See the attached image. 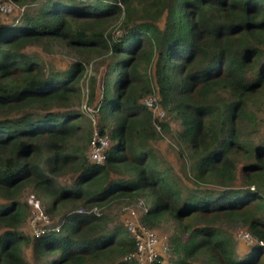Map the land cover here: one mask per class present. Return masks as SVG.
<instances>
[{"label": "trees", "instance_id": "16d2710c", "mask_svg": "<svg viewBox=\"0 0 264 264\" xmlns=\"http://www.w3.org/2000/svg\"><path fill=\"white\" fill-rule=\"evenodd\" d=\"M7 1L24 9L0 21V264H139L105 209L139 199L145 226L174 223L170 264H264V0ZM34 45L75 58L48 67ZM154 90L162 120L142 101ZM167 114L179 170L153 145ZM96 127L103 162L88 155ZM26 191L57 221L34 236Z\"/></svg>", "mask_w": 264, "mask_h": 264}, {"label": "rangeland", "instance_id": "374dc122", "mask_svg": "<svg viewBox=\"0 0 264 264\" xmlns=\"http://www.w3.org/2000/svg\"><path fill=\"white\" fill-rule=\"evenodd\" d=\"M3 2H8V1L0 0V4ZM4 5L7 4L4 3ZM27 7L28 6L26 5L25 8L27 9ZM23 9L24 6L22 7L16 6L15 8H13L11 5L10 12H3L0 10V20L1 19L7 20L10 17L16 16L17 14L21 13ZM114 29L113 30L115 35L119 34L122 31L120 26H115ZM31 50L37 51L40 55H42V57L44 58V65L48 67L64 68L68 66L75 58V53L73 51L65 48L62 49L56 46L52 48V50L49 52L43 51L38 45L32 46ZM105 57L106 56L104 55L92 56V58L88 62H86L87 64L86 75H84L80 81V86L84 97V102L82 103V107L85 106V101L87 99L86 84L88 82L89 74L93 73L95 69L101 68L103 66V60ZM263 117H264V113H263ZM166 119L169 120L171 123L172 134L171 135L164 134L159 139L154 140L153 145L156 147V149L161 155H163L177 170H179V168H181L179 155H181L182 150H185V148H182L174 139V132L179 128V122L172 119L169 116V114L166 115ZM263 131H264V124H263ZM185 183H188V180L185 179ZM23 199L29 204V214H28L29 216L27 217L25 223L21 226V230L30 236H34L36 227L41 226V223L45 221L41 219L38 221V223L35 226H33L32 220L35 213L33 208V202L35 201V197H33V195L29 191H26L25 194L23 195ZM146 208H147V202L144 199H139L132 202L125 200L115 201L105 207L106 211L108 212L111 218V223H115V224L121 223L123 225H124L123 219L125 218L128 212L133 211L135 217L138 220H140V216L144 213ZM51 221H49V223L46 222L45 223L48 225H53L54 223L57 222L56 219H54L53 217H51ZM239 229L244 230L245 228L244 226H240V225H234L229 227V231H231L234 235L236 248L240 253H242L243 251L250 252L251 250L250 244H246L244 240L239 239L236 236V232ZM154 230L159 234L160 237H162L164 240L168 242V236L174 230V223H172V221L170 220L164 221L158 228H154ZM253 240L255 239L253 238ZM31 253L32 252L30 247L25 248V254L27 255L28 258H31ZM172 258L173 256L171 254V251L168 249L163 254V264H170Z\"/></svg>", "mask_w": 264, "mask_h": 264}, {"label": "built area", "instance_id": "2783aa9c", "mask_svg": "<svg viewBox=\"0 0 264 264\" xmlns=\"http://www.w3.org/2000/svg\"><path fill=\"white\" fill-rule=\"evenodd\" d=\"M7 4V5H4ZM11 5L9 2H3L0 4V10L3 12H10ZM144 105L149 108L155 118L162 120L165 116V110L161 107L159 102V94L156 90L148 94L142 99ZM159 127V124H157ZM110 145V140L107 134L101 133L95 128L91 140L89 143L88 155L90 159L95 162H103L107 156V149ZM34 197V196H33ZM34 216L32 220V225L35 226L39 220L43 219L46 223L51 221L50 216H48L40 206V202L35 198L33 202ZM85 211L86 209H80ZM98 213V208L94 206L88 209ZM45 222L41 223V226H37L35 229V234H39L43 229V226H50ZM52 222V221H51ZM124 226L132 235L135 241V250L132 256L137 260L139 264H151L158 256L163 258V254L169 249V244L166 240L159 236V234L150 227L145 226L140 220L135 217L133 211L128 212L123 219ZM58 229V226L54 227ZM236 236L239 239L244 240L246 244H251L256 240H253L252 235L246 229H239L236 232ZM260 243H263L260 241Z\"/></svg>", "mask_w": 264, "mask_h": 264}, {"label": "water", "instance_id": "95a60500", "mask_svg": "<svg viewBox=\"0 0 264 264\" xmlns=\"http://www.w3.org/2000/svg\"><path fill=\"white\" fill-rule=\"evenodd\" d=\"M1 20H2V19H1ZM1 20H0V21H1Z\"/></svg>", "mask_w": 264, "mask_h": 264}]
</instances>
